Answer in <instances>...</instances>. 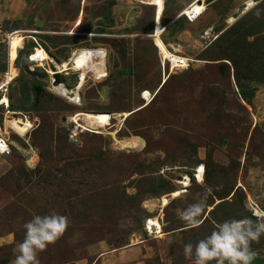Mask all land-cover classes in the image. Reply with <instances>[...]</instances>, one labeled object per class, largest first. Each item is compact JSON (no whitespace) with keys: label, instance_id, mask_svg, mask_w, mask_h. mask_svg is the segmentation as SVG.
I'll use <instances>...</instances> for the list:
<instances>
[{"label":"rangeland","instance_id":"obj_1","mask_svg":"<svg viewBox=\"0 0 264 264\" xmlns=\"http://www.w3.org/2000/svg\"><path fill=\"white\" fill-rule=\"evenodd\" d=\"M148 1L157 7L153 20L152 7L134 0H0V44L19 32L26 44L34 35L55 63L84 46L106 48L108 62L105 79L65 78L66 87L78 85L75 104L50 86V60L36 65L45 75L18 72L2 91L4 103L10 93L21 109L6 115L21 113L34 126L24 139L10 135L12 154L0 156V264L15 258L33 215L56 212L70 222L40 264H192L186 243L224 220L264 214V0L231 23L247 0H201L193 24L182 13L198 0ZM170 44L180 52L174 62ZM34 83L42 93L32 107ZM81 111L99 123L73 120ZM118 131L128 139L118 142ZM200 162L204 182L181 185L191 170L182 167ZM205 188L207 218L189 228L179 210ZM148 215L161 223L158 233L145 230ZM251 248L252 264H264V235Z\"/></svg>","mask_w":264,"mask_h":264},{"label":"clouds","instance_id":"obj_2","mask_svg":"<svg viewBox=\"0 0 264 264\" xmlns=\"http://www.w3.org/2000/svg\"><path fill=\"white\" fill-rule=\"evenodd\" d=\"M183 16L187 21L186 14ZM201 166L204 167L200 164L188 171V176L195 179L193 174H197L196 171ZM210 195L211 189L205 188L193 196L191 203L179 210V218L187 227L198 228L204 223L207 218L205 211ZM69 223L67 216L56 212L43 216L33 215L23 224L24 238L16 243L14 248L16 255L10 264H40L39 254L47 250L49 246L55 245L64 235ZM262 235H264V214L257 220L247 216L227 219L215 224L208 235L198 239L194 244L186 243L183 254L185 259L192 261V264H252L256 252L252 250L251 243L258 241Z\"/></svg>","mask_w":264,"mask_h":264},{"label":"bare ground","instance_id":"obj_3","mask_svg":"<svg viewBox=\"0 0 264 264\" xmlns=\"http://www.w3.org/2000/svg\"><path fill=\"white\" fill-rule=\"evenodd\" d=\"M244 3H246L247 5V9H244L242 12H239L238 8L236 9L235 12H238L239 14H243L246 12V10L250 9V7H252L253 3L252 0H247ZM134 4L135 5H145V6H152L155 8V12L157 7L155 5H151L152 3L150 1H144V0H134ZM163 4H164V0H163ZM165 8V7H164ZM164 13V10H163ZM190 13H196V14H202V9H201V4H192L190 6H188L187 8H185V11H183L182 15L185 14H190ZM235 18L230 17L228 19V22L231 23ZM209 31V30H208ZM208 31L205 32V35H208ZM204 36L202 38H204ZM26 38L21 35V34H13L12 36H10V50L9 52V61H10V71L8 73V81H11L14 77L17 78L18 76V70L13 66V62L15 61L16 57H17V50L23 45V41ZM31 39V38H28ZM93 47H77V49H75L73 51V53L64 61H62L61 63H55L53 60H51V58H49L48 54L45 53L44 50H39L37 51V53L35 54V59H42V60H50L51 62L54 63V65L56 66V69L59 70L57 73H61V81L59 83V85L57 87H54V89L66 96H68L70 99H72L73 101H77L78 97V92L75 91L72 92V90L68 87H65L64 83H63V77L66 75H69L71 73H82L83 75H85V73H87L88 71H94L95 75H99V74H105V68H104V64L105 62H107V49L102 47V46H97V50L96 49H92ZM166 51L168 52V54L170 55L172 61L174 62L177 58L176 56L180 53L177 48H175V46L173 45H166L165 46ZM99 57L100 58V63L98 64V62H95V59ZM181 58V57H180ZM184 62L183 65L184 67L187 66L188 64V60L181 58ZM176 65H178V63H176ZM100 66V69L98 70V67ZM175 68L179 69L181 68L180 66H176ZM184 69V68H183ZM67 73V74H65ZM150 100V96H146V101ZM6 101V97L4 98L3 102L4 103ZM79 101V100H78ZM15 114V113H14ZM18 115L21 116V118H16L14 117L15 115H6V119L3 122V129H5V133H8V127H11L13 129H15L19 134L24 135L26 132H28L33 126H34V121H29L27 120V118H25L23 115H21V113H19ZM24 117V118H23ZM24 119H26L27 121H25ZM99 119H101L99 117L98 114H96L95 112H75V114L73 115V120H77L78 122L81 121L83 122L86 126H90L91 124H95V123H99ZM18 120L20 122H18ZM23 121V122H22ZM101 122V121H100ZM104 123V120L102 121ZM15 123V124H14ZM2 130V129H1ZM34 158V157H33ZM32 160H29V164H31ZM33 163V162H32ZM200 169H202V171H199ZM200 169H198L197 172V179L199 182H202V177H203V172H204V167L201 166ZM184 178V184L185 185H189V178L187 176V174H183ZM183 184V185H184ZM159 201V200H158ZM257 214H259V211H256ZM262 215V214H261ZM151 222L153 224H155V226H157V229L159 231L160 227L158 228L159 224L156 221V219H151Z\"/></svg>","mask_w":264,"mask_h":264},{"label":"built area","instance_id":"obj_4","mask_svg":"<svg viewBox=\"0 0 264 264\" xmlns=\"http://www.w3.org/2000/svg\"><path fill=\"white\" fill-rule=\"evenodd\" d=\"M86 1L87 0H83V3L82 4H85L86 3ZM81 11V17H82V20H83V13H84V10H80ZM80 13V12H79ZM186 17H187V21L189 22V23H195L199 18H200V14H196V13H190V14H186ZM77 18H79V14H78V16H77ZM76 18V19H77ZM82 20H81V22H76L75 24H76V27H75V29L76 28H78V27H80L81 25H82ZM75 29L73 30V31H71V33H73L74 31H75ZM13 34H20L19 32H15V33H12V34H8V35H5V36H8V39H6V38H4V39H2V43H4V44H6L7 46H8V51L10 50V36H12ZM25 37V36H24ZM26 38V37H25ZM26 40V39H25ZM25 40L23 41V45L17 50V57H16V59H15V61L13 62V66L19 71V73H20V69L19 68H17L16 67V61H17V59H18V57H19V55H20V52L21 51H23L24 49H25V46L27 45L26 43H24L25 42ZM30 40H32L33 41V43H34V46L32 47V49L30 50V52L29 53H27L26 55H25V59L29 62V64L31 65V69H38L37 67H36V65H39V64H41V63H44L46 60H42V59H35L34 57H35V54L37 53V51H38V49L40 50H44L45 51V49L43 48V46L40 44V43H38V41H36V37L34 36V35H31V39ZM28 41H29V39H28ZM27 41V42H28ZM79 46H81V45H79ZM85 47H87V46H85ZM92 49H96L97 50V48L96 47H94V48H92ZM45 53L46 54H48L49 55V53H47L46 51H45ZM51 57V56H50ZM95 62H98V64L100 63V58L99 57H97L96 59H95ZM9 64H10V61L8 60V67H9ZM106 67H104L105 69V75L102 77L103 79H105L106 77H107V75H108V63L107 62H105V64H104ZM40 69H43V70H45V71H47L45 68H41V67H39ZM9 69H10V67H9ZM100 69V66L98 67V70ZM9 71L10 70H7V72H5V73H1L0 74V109H4L5 111H4V114H3V122L5 121V115H6V112L8 111V112H10V113H12V111H10V100H8V102L7 103H2V100L5 98V96H4V94H3V90H5V89H8V85H11V83L16 79L15 77L11 80V81H8V78H7V76H8V73H9ZM58 72V70L56 69V70H54V71H52V76H51V79H50V86L52 87V89H54V87H53V82H54V79H53V76L55 75V74H58L57 73ZM91 72H93V73H85V79L84 80H87V78H91L90 77V75L89 74H91V75H94L95 76V72L92 70ZM78 75V74H77ZM67 77V76H66ZM78 78L80 79V81H81V76H80V74H79V76H78ZM102 78H100V79H102ZM80 82H78V84H79ZM66 87V86H65ZM78 87V85H76L75 87H73V88H71L72 90H75L76 88ZM83 87V86H82ZM81 87V88H82ZM55 90V89H54ZM55 92L57 93V94H59V95H61V97L64 99V100H66L67 102H69V103H73L74 101L72 100V99H70L68 96H66V95H64V94H62V93H60V92H58V91H56L55 90ZM7 99H9L8 97H7ZM73 104H75V103H73ZM6 107H8V108H6ZM7 110H6V109ZM1 111V110H0ZM15 113V112H14ZM110 114V113H109ZM112 125H113V118H111V122H110V124L108 125V127H112ZM0 127H1V124H0ZM32 130V128L28 131V132H26L24 135H21V134H19L15 129H13V128H11V127H8V133L7 134H5V133H3L2 132V130L0 129V155L1 156H4V157H8V156H10L11 154H12V148H13V142L11 141V139L12 138H10V135H17L18 137H20V138H22V139H24V137H26L29 133H30V131ZM84 131H87V132H90V133H98V131H100V130H95V129H90V128H87V129H85ZM118 133H119V131L117 132V137L115 138V139H117V141L118 142H121V141H123V140H125V139H127V138H119L118 137ZM141 151V150H140ZM193 176L196 178L197 177V174H193ZM203 177H204V172H203ZM191 178V180H193V177H190ZM179 183L182 185V184H184L185 182L182 180H180L179 181ZM149 202V201H148ZM154 218V216H152L151 218H148L147 220H146V223H145V230L148 232L149 230L151 231L152 230V233H158V229H157V226H155L152 222H151V219H153ZM158 223L161 225V223L159 222V220H158ZM161 227H162V225H161ZM163 231V230H162ZM149 233V232H148Z\"/></svg>","mask_w":264,"mask_h":264},{"label":"trees","instance_id":"obj_5","mask_svg":"<svg viewBox=\"0 0 264 264\" xmlns=\"http://www.w3.org/2000/svg\"><path fill=\"white\" fill-rule=\"evenodd\" d=\"M201 1V0H200ZM202 2L203 1H201V5H202ZM149 7H152V6H149ZM152 20H153V18H154V14L156 13L155 12V8L154 7H152ZM153 28H154V24H153ZM153 28L151 29V33H153ZM153 40V39H152ZM154 42V41H153ZM34 46V43H33V41H28V43H27V45L25 46V49L23 50V51H21L20 52V55H19V57H18V59H17V61H16V67L17 68H19L20 69V72L21 71H27L29 74H35L37 71L38 72H40V74H43V75H45L46 74V72H45V70H43V69H31V65L29 64V62L24 58L25 57V55L27 54V53H29L30 52V50L32 49V47ZM155 46V45H154ZM0 47L2 48V57L0 58V74L1 73H5V72H7V70H8V46L6 45V44H4V43H2V44H0ZM52 58H54L52 55H50ZM79 76V75H78ZM16 80V79H15ZM14 80V81H15ZM13 81V82H14ZM13 84V83H12ZM40 89V90H39ZM32 92H33V94H34V97H35V99H34V101H33V103H32V107H35L36 105H37V102H38V98H39V93L41 92L42 93V86L39 84V83H34V84H32ZM48 92V91H47ZM50 93V92H49ZM246 95H244V97H245ZM63 99V98H62ZM9 100H10V111H12V112H20L21 111V109L20 108H15V106L13 105V102H12V98H11V94L9 93ZM64 100V99H63ZM66 101V100H65ZM67 102V101H66ZM69 103V102H68ZM73 107H75V106H73ZM75 108H77V107H75ZM1 111H0V124H2V122H3V114H4V109L2 108V109H0ZM79 110H84V108L82 107V108H79ZM141 110H143V109H141ZM140 110V111H141ZM75 111H76V109H75ZM101 111H103V110H101ZM89 112H92V111H89ZM104 112H106V111H104ZM108 112V111H107ZM139 112V111H138ZM74 114V113H73ZM90 133V132H89ZM119 133H120V131H119ZM119 133H118V137L119 138H126L127 136H123V137H121L120 135H119ZM92 134H98V133H92ZM17 136V135H16ZM137 138H139L141 141H143L140 137H137ZM143 143H144V141H143ZM134 148V147H133ZM140 150H142V149H140ZM140 150H137V151H140ZM35 163H36V159H35V161L33 162V163H31V164H28L29 166H32V165H35ZM200 164H203L202 162H200V163H198V164H196L194 167H182V168H184V169H186L187 170V168H191V169H193V168H196L197 166H199ZM206 174V173H205ZM205 178V177H204ZM181 179H179L178 181H180ZM204 182V181H203ZM193 183H196L195 181H194V179H193ZM180 188V185L178 184L177 186H176V188H174L173 189V191L174 190H178ZM189 190V189H188ZM172 191V190H171ZM171 191L169 192V193H171ZM188 192V191H187ZM168 193V194H169ZM186 194V193H185ZM231 196V195H230ZM152 216L151 215H148L147 216V218H146V220L148 219V218H151ZM145 220V221H146ZM257 262V264H262V263H259V261H256Z\"/></svg>","mask_w":264,"mask_h":264},{"label":"water","instance_id":"obj_6","mask_svg":"<svg viewBox=\"0 0 264 264\" xmlns=\"http://www.w3.org/2000/svg\"><path fill=\"white\" fill-rule=\"evenodd\" d=\"M259 1H260V0H252V3H253V4H257ZM200 3H201V1H198V4H200ZM250 8H251V7H250ZM244 9H247V5H246V3H243V4H241V5L238 7L239 12H242ZM248 10H249V9H248ZM248 10H246V11H248ZM240 15H241V14H239L238 12H235V13H233V18L237 19ZM65 74H67V73H65ZM75 74H77V73H71V74L66 75V76L75 75ZM61 76H62L61 73L55 74V75L53 76V79H54V82L52 83V84H53V87H57V86L59 85V83H60V81H61ZM66 76L63 77V83H64V85H65V78H66ZM70 89H71V88H70ZM71 90H72V89H71ZM110 114H111V113H110Z\"/></svg>","mask_w":264,"mask_h":264},{"label":"crops","instance_id":"obj_7","mask_svg":"<svg viewBox=\"0 0 264 264\" xmlns=\"http://www.w3.org/2000/svg\"><path fill=\"white\" fill-rule=\"evenodd\" d=\"M206 30H210V31H211V28H208V29H206ZM210 31H208V35H209ZM18 72H19V71H18Z\"/></svg>","mask_w":264,"mask_h":264},{"label":"snow or ice","instance_id":"obj_8","mask_svg":"<svg viewBox=\"0 0 264 264\" xmlns=\"http://www.w3.org/2000/svg\"><path fill=\"white\" fill-rule=\"evenodd\" d=\"M199 171H202V169H200Z\"/></svg>","mask_w":264,"mask_h":264}]
</instances>
